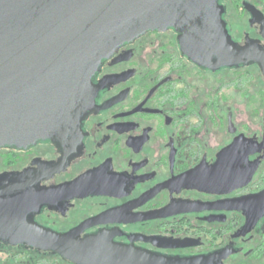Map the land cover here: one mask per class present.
<instances>
[{"label": "flooded vegetation", "instance_id": "af4514ba", "mask_svg": "<svg viewBox=\"0 0 264 264\" xmlns=\"http://www.w3.org/2000/svg\"><path fill=\"white\" fill-rule=\"evenodd\" d=\"M219 2L228 41L264 51V0ZM182 34L154 28L117 46L80 128L0 146V181L25 188L28 221L47 229L104 232L163 259L264 264L262 63H221L215 38ZM0 264L76 263L0 238Z\"/></svg>", "mask_w": 264, "mask_h": 264}, {"label": "water", "instance_id": "95a60500", "mask_svg": "<svg viewBox=\"0 0 264 264\" xmlns=\"http://www.w3.org/2000/svg\"><path fill=\"white\" fill-rule=\"evenodd\" d=\"M222 14L219 0H0V146L79 129L94 103L92 75L102 60L149 29L174 26L183 45L215 38L221 63L259 61L264 72V51L232 45ZM202 44L189 48L199 61L208 53ZM24 189L0 181L2 239L28 241L76 264L198 263L163 259L104 232L81 238V229L57 232L31 223Z\"/></svg>", "mask_w": 264, "mask_h": 264}, {"label": "rangeland", "instance_id": "374dc122", "mask_svg": "<svg viewBox=\"0 0 264 264\" xmlns=\"http://www.w3.org/2000/svg\"><path fill=\"white\" fill-rule=\"evenodd\" d=\"M233 12V10L231 9ZM238 108L239 109H247L249 106L246 105V102L242 101L240 98L237 100Z\"/></svg>", "mask_w": 264, "mask_h": 264}]
</instances>
